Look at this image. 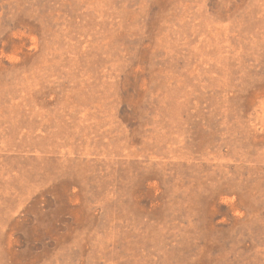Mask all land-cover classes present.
<instances>
[{"label": "rangeland", "instance_id": "rangeland-1", "mask_svg": "<svg viewBox=\"0 0 264 264\" xmlns=\"http://www.w3.org/2000/svg\"><path fill=\"white\" fill-rule=\"evenodd\" d=\"M0 264H264V0H0Z\"/></svg>", "mask_w": 264, "mask_h": 264}]
</instances>
